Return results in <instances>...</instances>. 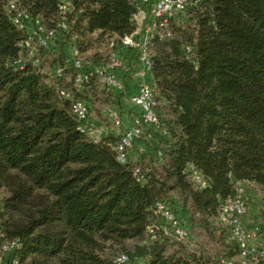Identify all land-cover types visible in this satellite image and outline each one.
<instances>
[{
	"label": "trees",
	"instance_id": "obj_1",
	"mask_svg": "<svg viewBox=\"0 0 264 264\" xmlns=\"http://www.w3.org/2000/svg\"><path fill=\"white\" fill-rule=\"evenodd\" d=\"M8 1L0 0V254L5 241L16 244L0 264H117L119 253L142 264L236 258L237 243L217 216L236 181H250L264 194V0H189L185 13L172 19V34L152 37L149 78L168 135L158 144L140 140L125 163L116 159L119 134L93 140L78 128L76 99L88 104L95 122L96 77L74 85L65 46L74 37L82 55L89 36L130 34L138 27L134 4L70 0L64 40L34 44L31 53L20 46L26 32L11 22ZM15 1L47 28L61 16L60 0ZM127 54L131 69L134 53ZM54 66L64 67L61 77L53 76ZM105 89L107 103L121 105L122 94ZM189 164L202 172L205 188H194ZM160 200L187 226L197 217L222 256L188 251L164 235L142 243ZM259 213L256 240L264 249V207Z\"/></svg>",
	"mask_w": 264,
	"mask_h": 264
},
{
	"label": "built area",
	"instance_id": "obj_2",
	"mask_svg": "<svg viewBox=\"0 0 264 264\" xmlns=\"http://www.w3.org/2000/svg\"><path fill=\"white\" fill-rule=\"evenodd\" d=\"M135 6L133 19L138 27L130 34L120 38L112 37L109 40V53L105 61L86 63L78 46L74 41L66 42L65 62L73 68V84L79 86L92 77H98L112 92L121 96L124 105L132 107L136 114L131 117L130 124L119 133L115 144L116 159L125 163L128 161L134 145L144 137L146 129H155L159 135L167 136V128L160 123L156 110L157 101L154 96L153 85L150 82L152 60L150 55V41L154 35L170 36L172 19H176L185 13L189 0H130ZM6 9L13 25L26 32V37L20 43L23 49L33 52L34 44L43 47L55 45L56 41L64 40V34L69 25L65 14L72 11L70 0H60L58 9L61 14L56 26L47 28L41 18L33 17L31 13L21 7L15 0L7 2ZM187 59H192L191 48L184 46ZM134 53V68L130 69L126 56ZM127 54V55H126ZM19 63H21L19 59ZM87 64V65H86ZM131 73V74H130ZM52 74L61 77L64 74L63 66H54ZM128 74L136 80V91L130 95L125 93V82L122 76ZM122 75V76H121ZM61 94L69 96L68 92L61 90ZM73 111L78 121V128L85 132L93 140L101 139L106 132L105 126L97 125L90 119V108L82 99H76L73 103ZM108 119L116 126L121 123L119 114L114 110H107ZM158 157L162 156L159 149ZM188 178L197 190L208 185L202 172L193 164H189ZM134 173L141 180L139 168ZM254 187L250 181L239 180L234 183L235 193L227 197L219 206L217 221L227 227L230 238L235 240L238 246V254L234 259L221 258L219 264H257V258L264 259V249L257 244L258 228H248L243 218L250 209L247 191ZM1 208V207H0ZM156 216V221L146 227V234L142 243L158 239L159 236H167L178 241L188 238L187 224L165 201H157L151 208ZM16 241H5L1 245L0 263L14 248ZM117 264H126L128 256L119 253L115 257Z\"/></svg>",
	"mask_w": 264,
	"mask_h": 264
},
{
	"label": "rangeland",
	"instance_id": "obj_3",
	"mask_svg": "<svg viewBox=\"0 0 264 264\" xmlns=\"http://www.w3.org/2000/svg\"><path fill=\"white\" fill-rule=\"evenodd\" d=\"M177 23V22H175ZM87 44L86 49L82 52V58L86 63H96L101 62L107 59L108 53H109V37L103 36L99 37L97 35L89 36L87 37ZM89 41V42H88ZM54 47V45H53ZM45 63L42 64L44 67V70H48V60L44 61ZM35 63H37L35 61ZM38 64V63H37ZM87 65V64H86ZM93 85H95V94L92 96V117H94L95 123L100 126L109 127L110 130H112L113 134H119L121 132V126H122V120L119 125H114L106 116L107 110H114L116 111L120 119H123V114H127L129 118L134 116L136 114L135 110L130 107L129 105H124V107H120L118 104H109L105 100L107 97V92L105 89V85L103 82L96 77L93 80ZM107 94V95H106ZM158 96V93L156 91L155 93ZM163 105V101L161 99L158 100V106ZM165 117H170V113L168 110H166ZM160 135L155 129H146L144 131V137L141 139L142 142H145L148 144V142L156 143L160 141ZM164 138V137H163ZM163 142L165 141L164 139ZM250 194L248 195V201L250 208L252 207V211L256 213V216L260 215L261 208L264 207V194L260 190L258 186H254L250 188L249 190ZM4 195V192L0 190V202L2 199V196ZM197 217L190 218V226H188L189 236L187 239L183 240L182 243L185 245L186 249L188 251L195 252L197 254L204 253L212 256L213 258H217L220 254V245L219 242L216 241V237H210L208 235V232H206L202 227H200L198 224ZM216 234V233H215ZM133 244L132 241H128L127 245L128 247H131ZM257 244L259 245V242L257 241ZM262 246V245H259ZM222 256V255H220ZM232 257H235L232 256ZM126 264H142L141 260H133L129 261Z\"/></svg>",
	"mask_w": 264,
	"mask_h": 264
},
{
	"label": "crops",
	"instance_id": "obj_4",
	"mask_svg": "<svg viewBox=\"0 0 264 264\" xmlns=\"http://www.w3.org/2000/svg\"><path fill=\"white\" fill-rule=\"evenodd\" d=\"M134 67H132L131 69H133ZM131 74V73H130ZM122 76V75H121ZM122 78L124 79V82H125V93L127 95H130L132 93H134L136 91V80L135 78H131V77H128L127 75L126 76H122ZM114 105V104H113ZM120 107H124V104L121 103V105H119ZM106 116H107V113H106ZM94 118V117H93ZM108 118V117H107ZM122 120V126H121V131L126 128L129 124H130V120L131 118H129V116H127V114H123V119ZM108 133H113L112 130L109 129V127H106V132L105 134H108ZM115 134V133H114ZM249 190L247 191V194H250L249 193ZM243 221L245 223V225L248 227V228H253L257 225V223L259 222V216H256V213L254 211H252V207L249 209L248 213L245 215V217L243 218Z\"/></svg>",
	"mask_w": 264,
	"mask_h": 264
}]
</instances>
